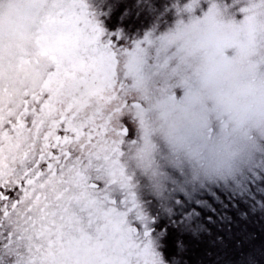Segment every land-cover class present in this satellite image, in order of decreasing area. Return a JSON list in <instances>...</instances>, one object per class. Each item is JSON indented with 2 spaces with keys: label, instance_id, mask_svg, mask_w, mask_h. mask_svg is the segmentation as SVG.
I'll return each instance as SVG.
<instances>
[{
  "label": "snow or ice",
  "instance_id": "6c2138e0",
  "mask_svg": "<svg viewBox=\"0 0 264 264\" xmlns=\"http://www.w3.org/2000/svg\"><path fill=\"white\" fill-rule=\"evenodd\" d=\"M52 6L83 42L53 54L42 26L44 54L25 57L35 82L13 90L0 80V264H65L49 253L69 240L82 250L75 264H144L135 252L161 243L173 231L166 224L188 230L195 214L184 197L148 203L128 160L138 111L129 92L144 76L148 29L164 9L157 0ZM255 169L264 163L248 174ZM121 239L138 248L122 251Z\"/></svg>",
  "mask_w": 264,
  "mask_h": 264
},
{
  "label": "rangeland",
  "instance_id": "374dc122",
  "mask_svg": "<svg viewBox=\"0 0 264 264\" xmlns=\"http://www.w3.org/2000/svg\"><path fill=\"white\" fill-rule=\"evenodd\" d=\"M150 1L137 0V3L143 5L150 3ZM169 1L171 3L167 6V4L164 5V0H158V4L163 7L164 11L149 27L147 45L153 43L151 39L155 38L154 49L157 44L162 45L163 48L172 46L176 60L179 52L187 50V53L191 54L190 49L204 50L202 43L195 42L194 44V39H190L189 43L187 42V38L192 37L195 32L200 35L206 33L208 35L212 27H216L218 32L235 35L245 53L242 51L231 64L225 63L222 67V70H225L224 74H221L222 70L218 73L223 85L229 86L228 90L225 87L224 89L231 95L240 84H245L246 81L244 80L246 79L245 76H237L235 73L237 70L235 66L240 59L245 58L249 64L250 60L247 59L249 54L250 58L254 56L257 61L264 65V0H248V6H242L244 0ZM101 2L106 3L107 0H101ZM165 6H167L166 9ZM52 16L54 18L60 17L54 13L52 0H0V58L3 57L2 64L0 62V80H3L11 89L16 90L25 84L35 82L36 73L33 70L31 73L20 67L13 69L5 59H11L10 55H14L13 59L16 60L18 55L17 59L22 62L29 55L34 59L37 55H43L44 53H39L35 49L34 43L36 44L40 29L43 26L39 23L44 18H46L43 20L44 22L49 21ZM164 16H166V20ZM243 27L249 29L248 34L242 32V29H245ZM250 32H259L256 45H252ZM242 35H246V37L244 38ZM78 40L83 42V37H78ZM183 44L187 46L183 47ZM25 63L29 66L28 62ZM2 65L13 69V72L5 70ZM247 69H250V66L244 65L242 71ZM180 72L175 74L181 75ZM183 80L180 85L185 87L187 83ZM205 84L201 89L198 87L183 89L184 93L172 92L170 85L168 93L179 99H176L177 103L175 104H172L173 101H161L160 107L169 106L166 109L169 110L168 112H163L160 109L154 118L145 119L143 115L139 118L142 111L138 107V111L129 121L134 129H137V134L132 133L134 143L131 146L128 160L134 167L138 183L141 185L142 190L140 189L139 193L141 197H143L142 192L143 195L146 192L148 203H152L151 198L168 203L172 196L177 199L184 197L192 205L195 213L188 222V230L181 232V236H186L184 242H187L182 245L177 240L174 241V236L171 233L176 232V225L174 223L166 224L165 229L170 228L173 231L161 243L155 242L146 245L145 248L137 252L136 256L144 261V264H196V262L205 264L208 258H211L210 262H214L213 264L224 262L223 250L219 251L218 257L211 253L209 243H207V220H204V213L200 212H205L207 217V202L205 200L207 191L210 194H215V190H213L215 186L220 188L235 186L232 184L235 177L231 167H228L221 170L215 179H204L200 161L206 153L211 152L221 144L230 145L234 156L243 154L249 159L257 157L258 159L255 161L258 162L261 161L259 158L261 154V158L264 160V126L260 128L262 131H257L254 128L256 121H252V126L243 125V123L234 126L229 124L228 121L233 120L237 111L231 113L228 111L230 106L224 105L226 110L220 109L216 112L213 85L210 81H206ZM192 86L194 85L192 84ZM233 98L235 97L233 96ZM224 113L226 118L221 116ZM144 119L145 125L141 128L139 122ZM235 126L242 127L234 128ZM232 127L234 129H231ZM249 127L256 132L254 142L249 139ZM140 129L143 131L139 136L138 131ZM228 133L235 135L226 138ZM177 176L189 177L199 190L190 196L173 192V186L178 184ZM246 178L247 175L242 180L243 187L246 186ZM256 197L254 205L258 206L257 211H263L264 186L262 183L256 190ZM254 213H259V218L264 217V212ZM254 213L251 212V214ZM247 219L250 218L247 217ZM249 223L253 224L251 221ZM175 236L177 237V234ZM261 238L264 240V234ZM242 241H249L246 234L243 235ZM175 244L176 247H174ZM261 245H264V241L259 242V246ZM251 250H253L252 247ZM166 252L169 255L166 256L164 254ZM256 257L259 261L256 263L264 264V253L256 255ZM255 259L250 255L245 256L240 261H234L237 262L236 264H256L253 263Z\"/></svg>",
  "mask_w": 264,
  "mask_h": 264
},
{
  "label": "trees",
  "instance_id": "16d2710c",
  "mask_svg": "<svg viewBox=\"0 0 264 264\" xmlns=\"http://www.w3.org/2000/svg\"><path fill=\"white\" fill-rule=\"evenodd\" d=\"M144 1L146 2V0ZM170 3L171 2L169 0H164V5L167 4L168 6ZM244 5H249L248 0H244L242 2V6ZM167 6H165V9ZM164 19L166 20V16H164ZM248 31L249 29L247 28L242 29V32L245 34H248ZM211 33L213 35H216V33L219 32L216 27H212ZM226 34H228L230 37L237 38L233 34ZM205 36L207 37V33L204 35H200L196 34L195 32L192 37L187 38V42L189 43L190 39H194V44L195 42H200L203 45L202 48L205 49L207 47V44L204 41H199ZM225 38L228 39L227 37ZM151 42L153 43L147 45V61L145 62L146 66L144 70V76L140 81H134L136 87H133L132 90L129 92V99L134 98L133 102L136 103V105H138V107L140 108V111H142L140 114L146 116H144L145 119L154 118V116L158 114V111L160 109L163 112H168V110L166 109L169 106L160 107L161 101H173L172 104L177 103V97L168 93V88L170 85L172 92L178 91L184 93V90L188 87H191L190 89H192V87H198L199 89H201V87H203L207 81V68L199 70L201 67L200 60L202 59L200 53H203V50L199 48H197L198 50H196L195 48L190 49L192 51L191 54L187 53V50L185 52L183 51L184 54L183 52H179L177 54V59L175 60V51L172 46H168V48H163L162 45L159 46L157 44L158 47L156 46V48L154 49L155 38L151 39ZM186 46L187 45L183 44V47ZM35 49H39L37 45L35 46ZM243 53H245V51H243ZM13 56L14 55H10L11 59H5L6 62L12 66L13 69H15L16 67H20L21 69L25 68L27 71L30 72L31 70H33V72L36 73L35 79H37L39 73L34 64L28 63V66L25 63L27 62L26 59L22 60L21 62L19 61V59H17V55L16 61L15 59H13ZM247 59H249V54L247 55ZM0 60L2 64L3 57L0 58ZM2 66L5 68V70L13 72V69L8 68V66ZM178 71H181L179 73L181 75L175 74ZM182 80L187 83V86L183 87L180 85ZM192 84L194 86H192ZM212 88L215 101L230 106L228 111L231 113H234L235 110L237 111L234 116V121L236 122L235 124L243 123V125L252 126V121H255L256 118V107L254 109H251L249 106L253 105L256 97L255 92L256 89H258L253 82H250L247 79L246 84H240L239 87L233 91V95L228 93V88L226 90L219 84H217V86L213 85ZM225 93H227V95L223 99L222 95ZM135 95L138 96L135 97ZM233 96L235 98H233ZM142 115H139V117L141 118ZM145 119L142 122H139L141 128H143V126L145 125ZM242 126H235L234 128H240ZM234 128L232 127L231 129ZM249 128V139H252V141L254 142L256 132L252 130L251 127ZM254 128L257 130L256 126H254ZM139 131L142 132L143 129H140ZM132 133L137 134V129L135 130L131 124V136ZM233 135L235 134L228 133L226 135V138H230ZM227 142L230 143L229 141ZM259 158L263 160L261 158V154ZM251 159L252 161H255L258 158L253 157ZM263 171L264 170L262 169H255L250 174H247V178L245 181L246 186L244 187L247 189L246 191L238 190L233 185L228 188H220L218 186H215V188H213V190H215V194H210L207 191V198L205 197V200L207 202V217L205 212L200 213H204V220H207V243H209L211 253L213 254V256L218 257L219 251L223 250L224 252L225 261L222 263L217 262L218 264H236L237 262H235L234 260L240 261L245 256L250 255L252 256V258H256L255 260H253V263H256L259 262L256 255H262L264 253V245L259 246V242L262 243L264 241L261 238L264 234V217L259 218V213H254L264 212V210L257 211L258 206L254 205L255 199L257 198L256 190L258 189L259 184L262 183L264 186ZM257 177L260 179H258ZM215 195L218 196L215 197ZM222 200L228 201L227 208L222 206ZM213 209H215V211H213ZM251 212L254 214H251ZM247 217H249L250 219H247ZM249 221L253 222V224L249 223ZM176 234L177 237L175 236ZM244 234H246V237L249 241H242ZM171 235L174 236V241L177 240L179 243H182V245L187 242H184L186 236H181V232H175L174 234L171 233ZM248 242L250 243L248 244ZM176 246L177 245L175 244L174 247ZM251 247L253 248V250H251ZM164 254L166 256L169 255L168 252ZM210 259L211 258H208L207 263L205 264H213L214 262H210ZM196 264L198 263L196 262Z\"/></svg>",
  "mask_w": 264,
  "mask_h": 264
},
{
  "label": "flooded vegetation",
  "instance_id": "af4514ba",
  "mask_svg": "<svg viewBox=\"0 0 264 264\" xmlns=\"http://www.w3.org/2000/svg\"><path fill=\"white\" fill-rule=\"evenodd\" d=\"M44 24V26H47L48 29L47 40L49 43V51L51 53H59L64 49L70 46H75L78 42H80L78 40V37L82 36L80 30L70 19L54 18L50 19ZM258 34L259 32H251L249 34L252 45H256V41L259 36ZM242 36L244 38L246 37V35ZM225 37H227L228 39H226ZM199 41H204L207 44V47L203 50V53H201L202 59L200 60L201 67L199 70L207 68V81H210L211 85L213 84L217 86V84H219L221 87L228 88L229 86L223 85L221 78H219L218 76V73L222 70V67L225 63L229 62V64H231L235 60V58L239 56V54L243 51L238 39L230 37L228 34L223 32H219L216 33V35H213L210 31L207 37L205 36ZM36 45L39 48V44H37V41ZM36 45L34 43V46ZM249 60L250 63L248 65L250 66V69L242 71L244 65H247L246 60L243 58L242 60L240 59L238 64L235 66V68L237 69L235 73H237V76H245L244 78L246 79L244 80L247 81L248 79L250 82H253L258 88L255 92L256 97L253 104L257 105L255 108V121L257 131H261L260 128L264 126V107L260 106V102H264V65L260 61H257L254 56L253 58L249 57L248 61ZM224 72L225 70H222L221 74H224ZM246 81L244 82L245 84ZM226 95L227 93L223 94L222 98L224 99ZM215 102L216 112L220 109L226 110L224 106L225 104L219 103L214 100V103ZM221 116H224L226 118L225 113ZM228 123L234 126L236 122L233 118V120L228 121ZM115 245L116 247H120L121 245H123L122 251H126L129 248H132L135 251V248H137L138 246L134 245L133 242L124 241L123 239L116 240ZM81 251L82 250L78 246H74L73 242L69 240L64 242V246L57 247L54 251L50 252L49 255L53 258L63 260L65 264H75V261L81 254ZM136 254L137 252H135V255Z\"/></svg>",
  "mask_w": 264,
  "mask_h": 264
},
{
  "label": "clouds",
  "instance_id": "9594fccd",
  "mask_svg": "<svg viewBox=\"0 0 264 264\" xmlns=\"http://www.w3.org/2000/svg\"><path fill=\"white\" fill-rule=\"evenodd\" d=\"M257 105L253 104L249 107L254 109ZM260 106L264 107V102H260ZM264 163L261 161H252L246 155H233V149L228 144L216 146L211 152L206 153L205 157L200 161L204 179L213 180L221 170L231 167L235 179L232 184L242 181L243 178L253 169ZM178 184L173 186V192H180L186 195H192L199 188L191 181L189 177L177 176Z\"/></svg>",
  "mask_w": 264,
  "mask_h": 264
}]
</instances>
